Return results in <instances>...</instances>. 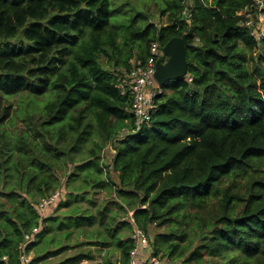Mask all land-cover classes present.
<instances>
[{"label":"trees","instance_id":"obj_1","mask_svg":"<svg viewBox=\"0 0 264 264\" xmlns=\"http://www.w3.org/2000/svg\"><path fill=\"white\" fill-rule=\"evenodd\" d=\"M186 1L164 0L168 23L157 26L111 0H0V264H19L25 237L61 208L59 225L113 246L122 264L134 242L120 232L136 226L148 235L143 258L264 264V41L237 16L253 0ZM190 27L186 76L162 86L150 126L132 132L113 70ZM13 114L18 132L6 127ZM91 189L109 196L95 215L79 203L95 205ZM154 227L167 231L153 237Z\"/></svg>","mask_w":264,"mask_h":264},{"label":"built area","instance_id":"obj_2","mask_svg":"<svg viewBox=\"0 0 264 264\" xmlns=\"http://www.w3.org/2000/svg\"><path fill=\"white\" fill-rule=\"evenodd\" d=\"M185 5H190L187 0ZM184 15L188 14L187 9L183 11ZM237 16L244 17L243 24L250 30V35L255 38L258 43L264 41V0H253V4L245 7L237 12ZM166 55L163 47L159 43L152 42L149 46L148 56L145 59L134 57L130 60L128 70L119 69L114 71L115 86L119 90L121 96L127 98L131 114L133 115L134 127L132 132H137L144 126L149 127L153 113L158 110L157 97L162 94V86H160L154 77L156 63L158 60L166 61ZM191 81V78H188ZM108 144L101 153L102 161L105 158ZM114 152V150H112ZM58 197V192L43 198L39 201L37 212L42 214L46 207ZM132 211H129L125 218L133 220ZM42 220L39 226L31 230L25 238V242L19 247V264H28L29 257L26 253V244L34 241L37 234L42 228ZM134 247L129 252V258L125 264H176L170 258L158 255H151L147 258L139 257L138 250H147L149 245L148 235L138 226L135 227L131 234ZM118 264H122L118 262Z\"/></svg>","mask_w":264,"mask_h":264},{"label":"crops","instance_id":"obj_3","mask_svg":"<svg viewBox=\"0 0 264 264\" xmlns=\"http://www.w3.org/2000/svg\"><path fill=\"white\" fill-rule=\"evenodd\" d=\"M46 211L45 218L51 219L44 221L34 241L26 244L28 264H112L107 260L109 250L107 247L95 245V240H92L90 236L82 237L79 234V228L73 225L69 228L59 225L61 222L64 223L62 219L66 216L63 214L66 209L61 212V217L59 212L54 215L51 209ZM54 217L55 219H52ZM73 229L78 230L74 232ZM64 232L69 234L66 236ZM141 251L138 250L139 257H143Z\"/></svg>","mask_w":264,"mask_h":264},{"label":"rangeland","instance_id":"obj_4","mask_svg":"<svg viewBox=\"0 0 264 264\" xmlns=\"http://www.w3.org/2000/svg\"><path fill=\"white\" fill-rule=\"evenodd\" d=\"M119 4H125L124 5V7L125 6H134V7H138V8H136V9H132L133 11H132V13H136L137 11H139L138 9H140V11L143 13V14H145L146 16H148V22H154L155 23V25H157V26H159V25H161V24H163V25H166L167 23H168V21H167V19H166V17L165 16H161V14H160V10L162 9V7H163V4H164V0H158L157 2H155V1H153V0H111V10H113V11H121V10H118L117 8H119L118 6H119ZM139 11V12H140ZM138 24H139V22H138ZM20 41V40H19ZM19 41H17V43L19 42ZM20 44H23V45H26L25 44V41H23V42H21ZM22 46V45H21ZM11 47H13V45L11 46ZM114 71L115 70H113V73H114ZM11 99V101H13L14 102V104H15V108L16 109H18V107H17V101H18V98L17 97H11L10 98ZM6 127L7 128H9L10 129V131H12V132H18L21 128H23L24 127V125H23V122L20 120V118H19V116H18V114H13V119L11 120V121H9L7 124H6ZM112 146L110 147V148H108V150H107V153L106 154H108V156H107V158H106V163L108 164L109 163V161H110V159H111V157L113 156V154H114V152H112ZM111 152V153H110ZM85 157H86V149L84 148L83 149V153L81 154V155H76L75 156V160H83V159H85ZM69 171V170H68ZM62 173H64L63 171H59V174L61 175ZM11 183V182H10ZM10 183H7L4 187L5 188H8L9 186H10ZM244 183H245V179H243V178H237V180H236V186H242V185H244ZM231 184V180L230 181H226L225 183H224V185L223 186H228V185H230ZM2 180H0V189L1 188H3L2 187ZM91 193H93V192H96V193H94V194H92V195H90V196H92V197H90V199L92 200V201H94L95 202V205H90V204H88L86 201H80L79 203H80V205L81 206H83V207H88V208H90L91 209V212H92V214H94L95 215V211H96V209H97V207L100 205V203L104 200V199H107L109 196H107V191H105V190H94V189H91V191H90ZM90 193V194H91ZM36 199H37V197H36ZM5 201H6V203H7V205L8 206H11L12 204H16L17 205V203L16 202H12V201H10V200H6L5 199ZM19 205V204H18ZM73 205H71L70 207H72ZM65 209L66 208H61V209H57V211H56V213L57 212H59V213H61V212H63V211H65ZM68 209V208H67ZM54 215H55V213H54ZM62 216V213L60 214V217ZM74 230V232H76L78 229H73ZM167 231V228L166 227H154V228H152L151 230H150V234L154 237V235H158V236H161V234H164L165 232ZM156 233V234H155ZM63 234H65V232L63 233ZM120 235H123L124 237H125V235L127 236V237H129L130 235H131V233H130V231L129 230H127V229H124L123 231H121L120 232ZM82 237L84 236V235H81ZM80 236V237H81ZM81 237V238H82ZM45 238V237H44ZM92 240H97L95 237H93V238H91ZM196 241V240H195ZM109 249V250H108ZM193 249V247H190V249H189V251H191ZM81 250H83V249H81ZM107 250H108V256H107V260L110 262V263H112V264H117L118 263V261L120 260L119 258H120V256H119V251L118 250H116L115 248H113V246H108L107 247ZM109 252H111L110 254H109ZM219 256H216V259L217 260H221V259H223V258H226L227 257V255H225V253H221V254H218Z\"/></svg>","mask_w":264,"mask_h":264},{"label":"water","instance_id":"obj_5","mask_svg":"<svg viewBox=\"0 0 264 264\" xmlns=\"http://www.w3.org/2000/svg\"><path fill=\"white\" fill-rule=\"evenodd\" d=\"M187 22L189 18L183 15ZM192 34L190 27L188 32L180 37L170 39L164 46L163 50L166 55V61L158 60L156 63L154 77L160 86H164L167 82L183 78L187 74V48L192 46L187 38Z\"/></svg>","mask_w":264,"mask_h":264},{"label":"clouds","instance_id":"obj_6","mask_svg":"<svg viewBox=\"0 0 264 264\" xmlns=\"http://www.w3.org/2000/svg\"><path fill=\"white\" fill-rule=\"evenodd\" d=\"M184 15V14H183Z\"/></svg>","mask_w":264,"mask_h":264}]
</instances>
